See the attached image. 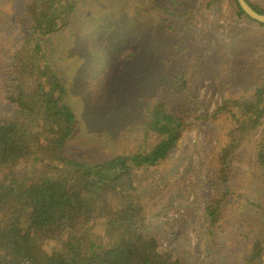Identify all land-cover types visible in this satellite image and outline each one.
<instances>
[{
	"label": "rangeland",
	"instance_id": "rangeland-1",
	"mask_svg": "<svg viewBox=\"0 0 264 264\" xmlns=\"http://www.w3.org/2000/svg\"><path fill=\"white\" fill-rule=\"evenodd\" d=\"M22 1L0 0V39L8 45L14 46L19 34ZM249 1L264 9V0ZM75 3L70 26L45 42L79 120L68 155L100 161L138 151L115 134L140 122L150 99L162 98L189 123L169 162L145 170L159 185L145 199L147 226L161 237L162 255L175 253L189 264H232L242 261L254 242L264 247V182L234 154L227 179L234 194L215 243L207 237L211 226L204 213L211 196L225 187L219 157L238 125L231 114L209 116L226 99L254 96L264 77V26L239 16L234 0ZM102 58L112 64L111 74ZM1 91L0 81V114L8 109ZM263 137L264 119L257 131L258 140Z\"/></svg>",
	"mask_w": 264,
	"mask_h": 264
},
{
	"label": "trees",
	"instance_id": "trees-1",
	"mask_svg": "<svg viewBox=\"0 0 264 264\" xmlns=\"http://www.w3.org/2000/svg\"><path fill=\"white\" fill-rule=\"evenodd\" d=\"M234 2L238 15H244ZM75 4L23 0L15 45L0 39L1 92L8 108L0 114V264H189L175 253L162 255L161 237L147 226L145 199L159 188L145 170L169 162L189 124L184 117L162 98H153L142 108L140 122L115 134L136 144L138 151L100 161L68 155L79 120L45 42L70 26ZM102 61L111 74L112 64ZM261 79L251 99H226L209 116L218 120L231 114L238 122L219 157L225 187L204 207L211 226L207 237L213 243L220 237L215 231L222 228L225 204L234 194L227 180L231 155L253 167L264 182V137L257 138L264 119ZM232 264H264V247L254 242L242 261Z\"/></svg>",
	"mask_w": 264,
	"mask_h": 264
},
{
	"label": "water",
	"instance_id": "water-1",
	"mask_svg": "<svg viewBox=\"0 0 264 264\" xmlns=\"http://www.w3.org/2000/svg\"><path fill=\"white\" fill-rule=\"evenodd\" d=\"M244 15L254 22L264 24V14L257 12L247 0H237Z\"/></svg>",
	"mask_w": 264,
	"mask_h": 264
}]
</instances>
